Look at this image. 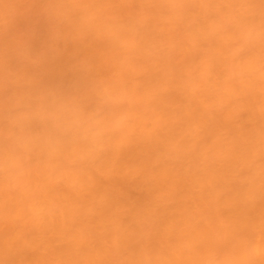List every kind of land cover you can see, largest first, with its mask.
<instances>
[{"label":"bare ground","instance_id":"obj_1","mask_svg":"<svg viewBox=\"0 0 264 264\" xmlns=\"http://www.w3.org/2000/svg\"><path fill=\"white\" fill-rule=\"evenodd\" d=\"M116 47L126 55L112 65L136 90H143V106L130 103L119 120L130 123V145L121 136L106 170L155 191L159 218L132 231L123 210L98 200L92 209L103 230L97 241H87L85 259L103 264L109 259L143 255L159 264H248L264 252V192L258 177L264 152L259 147L264 125V61L258 40L241 22L246 11L236 12L240 0H184L191 9L160 7L165 0H92ZM14 31H26L39 49L43 29L25 10L31 0H11ZM7 38V37H6ZM53 69L66 72L67 59ZM183 69L191 84L176 88L166 81L165 92L183 103L152 106L144 89L145 69L161 72ZM255 151L247 154L250 145ZM245 155L242 156L241 154ZM78 151L68 154L74 159ZM256 177L254 188L245 184ZM65 191L79 196L84 186L78 177L66 179ZM15 191V185L13 186ZM143 202V193H136ZM127 221V222H126ZM143 241L142 243L140 241ZM117 253L110 256L111 251Z\"/></svg>","mask_w":264,"mask_h":264},{"label":"clouds","instance_id":"obj_2","mask_svg":"<svg viewBox=\"0 0 264 264\" xmlns=\"http://www.w3.org/2000/svg\"><path fill=\"white\" fill-rule=\"evenodd\" d=\"M31 4L36 7L25 11L43 29L39 49L26 31L13 30L11 0H0V264H97L85 259V242H98L103 231L92 215L98 200L121 208L138 234L159 218L154 189L105 167L121 136L130 145L138 143L130 135V123L119 116L130 103L143 106V90L113 74V62L127 53L116 47L106 23L96 17L104 5L92 0H31ZM160 7L198 5L165 0ZM232 8L247 12L239 18L250 30L253 46L258 40L264 61V0H240ZM73 51L65 74L53 76L54 67ZM169 79L179 89L191 84L179 66L171 72L145 69L144 89L152 106L183 103L182 97L173 99L165 92ZM259 147L264 152V125ZM73 150L78 155L69 159ZM254 151L253 143L247 154ZM72 177L79 178L84 192L58 198L65 191L64 181ZM256 182L250 177L245 187L252 189ZM258 183L264 192V162ZM136 193L144 194L143 202L136 200ZM103 264L159 262L134 251L128 258ZM214 264L226 262L218 259ZM248 264H264V252Z\"/></svg>","mask_w":264,"mask_h":264}]
</instances>
